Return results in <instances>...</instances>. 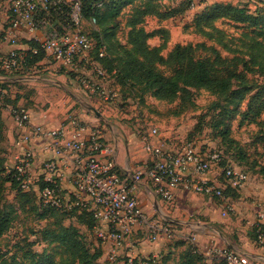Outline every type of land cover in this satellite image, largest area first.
Returning <instances> with one entry per match:
<instances>
[{
    "label": "rangeland",
    "instance_id": "374dc122",
    "mask_svg": "<svg viewBox=\"0 0 264 264\" xmlns=\"http://www.w3.org/2000/svg\"><path fill=\"white\" fill-rule=\"evenodd\" d=\"M143 1L145 0H137L135 5ZM147 1L154 14L146 15L143 23L136 27L153 31L146 42L149 46H157L163 57V60L152 63L154 68L171 77L189 71L196 61L201 60L214 78H228L227 89L214 91L199 84L179 83L176 95L167 100L156 97L146 82H126L124 88L119 89L112 81L117 98L113 103H104L90 97V94L78 87L85 75L82 71L66 70L56 64L51 72L43 69L42 65H35L36 68L22 76L54 79L62 86L36 78L0 82V158L2 157L6 172L14 166L8 151L14 137L11 134L14 123L8 113V108L13 107L12 103L27 106L28 111L30 108L35 112L47 111L53 118H60L74 110L78 114H88L89 119L86 120L89 123L100 125L99 117L85 109L76 99L80 97L100 111L106 121L123 132L137 130L139 134L143 126L155 125L162 138L173 139L178 145L185 140H195L203 144V149L221 152V167H239L248 174V180L264 185V109L256 117L244 116L249 95L264 83L263 72L251 61V56L254 55L257 60L264 62V0H194V10L185 7V0ZM227 4L257 15L258 22L254 24L252 21L242 20L243 16H236ZM130 8L131 6H126L120 13L116 26L107 23L97 29L96 25L85 23L83 29L94 30L92 35L105 43L110 30L124 40ZM177 45L181 47L183 54L175 57L171 53ZM85 67L93 72L90 65ZM4 184L0 195L2 197L3 192L10 201L13 189L8 182ZM261 203L264 204V200ZM153 216L161 218L158 213ZM56 219L54 216L48 223L52 225ZM196 219L195 214L184 219L190 227L186 235L189 236L198 226ZM45 222L29 206L18 207L11 227L0 236V253L13 250L20 255L25 249H29L28 243L35 239L31 231L40 229ZM45 245V255L54 264L62 262L65 253L61 247L48 241ZM42 246L41 243L30 244L36 250H40Z\"/></svg>",
    "mask_w": 264,
    "mask_h": 264
},
{
    "label": "built area",
    "instance_id": "2783aa9c",
    "mask_svg": "<svg viewBox=\"0 0 264 264\" xmlns=\"http://www.w3.org/2000/svg\"><path fill=\"white\" fill-rule=\"evenodd\" d=\"M7 1L9 24L7 28L0 24V40L15 44L16 31L21 30L29 39L37 41L38 47L11 48L4 53L0 51L1 73H26L33 70L40 61L27 63V51L35 53L40 48L44 52L43 58L49 56L58 67L82 71L85 75L81 85L88 94L104 103L116 100L117 92L112 87L111 75L90 55L92 39L80 31V0H64L69 3L68 15L75 27H67L63 31L50 26L47 9L55 0ZM195 7L196 3L191 0L188 9L194 10ZM43 11L45 13L41 16ZM89 23L94 24L95 17H90ZM39 28L45 30L41 38L33 35V31ZM97 54L104 55V48L100 47ZM87 64L93 72L87 70ZM10 111L21 128L16 140L21 151L16 156L13 168L22 187L33 188L43 203L68 209L84 207L92 212L97 223H105L106 229L95 228L97 237L112 242L103 264H112L116 260L123 239L135 224L143 222L151 240L162 232H170L172 228V224L163 217H148L141 209L136 189L143 180L164 201H170L178 188L217 198L222 214L234 211L229 197L231 194L227 191L241 189L248 180V174L239 167H221L222 155L219 150L203 149V144L195 140L174 145L161 137L155 125L143 126L139 131L143 149L151 156V160L134 171L123 172L116 163L102 127L89 123L74 110L68 111L55 126L32 123L29 111L23 107H11ZM34 139L40 140L46 156L41 162L40 173L32 178L28 169L34 158L31 147ZM66 157L71 161L70 181L73 190L69 192L62 188L60 182L61 163ZM215 165L220 167V183H215L206 175ZM39 180L45 182L42 188H38ZM263 217L264 204L260 206L253 223L254 242L264 248ZM212 250L226 264H246L242 256L227 245L213 247ZM132 258L127 257L128 263L132 262Z\"/></svg>",
    "mask_w": 264,
    "mask_h": 264
},
{
    "label": "trees",
    "instance_id": "16d2710c",
    "mask_svg": "<svg viewBox=\"0 0 264 264\" xmlns=\"http://www.w3.org/2000/svg\"><path fill=\"white\" fill-rule=\"evenodd\" d=\"M80 31L87 34L92 39V47L90 55L97 59L98 62L111 75L113 82L119 89H123L125 84L146 82L149 88L153 89V93L158 98L170 100L179 90V83L183 84H199L214 91H224L227 89L228 78H214L207 65L201 60L196 61L189 71L178 73L174 76L167 77L162 72L154 68L152 63L157 60H163L158 52L157 46H149L146 39L153 31H146L142 27H136L142 24L146 15L151 13V5L145 0L136 4L137 0H80ZM191 0H185V7L188 9ZM126 6H131V11L127 17V32L124 34V40L114 34L112 30L108 32L106 39L95 38L93 31L83 29V24L87 23L91 26H99L111 23L116 26L119 21V15ZM230 10L234 11L236 16H243L242 20L252 21L254 24L258 22L257 15L245 12L244 9L227 4ZM69 3L64 0H55L48 6V18L50 26L63 31L65 28H74L75 25L68 15ZM201 12V11H200ZM41 16L45 11L41 12ZM197 15V14H196ZM95 17V23L90 24V17ZM101 29V28H100ZM103 30V29H102ZM97 31V30H96ZM29 46H37V41L27 39ZM100 47L104 48V55L98 56ZM175 57L182 56L181 47L177 45L171 53ZM44 56L43 50L38 48L37 52L27 51V63L34 64L39 62ZM252 63L256 64L258 69L264 74V62L259 61L254 55L251 56ZM4 76H22L24 72L14 71L10 74L1 73ZM22 79L8 80L0 79V82H18ZM127 82V83H126ZM2 90V85H0ZM234 91V90H233ZM232 91V93H234ZM13 107H23L20 103H12ZM264 109V83L249 95L244 116L248 118L256 117ZM1 120V119H0ZM223 140V138L221 137ZM225 141V140H224ZM16 171L13 167L5 171L2 157L0 158V190L5 186V182L13 189V197L9 201L2 192L0 195V236L11 227L14 214L20 206H29L35 212L39 219L46 220L44 226L40 229H33L31 234L35 238L31 243H41L43 246L40 250L30 247L25 249L20 255L13 250L1 251L0 264H54V261L45 255L46 241L54 242L56 246L61 247L65 257L62 262L57 264H103L99 262L101 256V248L99 245H92L85 230H93L97 221L91 211L84 207L74 206L70 209L58 207L49 203H43L38 197L37 192L33 188H24L20 180L16 177ZM45 182L38 181V188H42ZM235 196V190L227 191ZM57 217L50 225L49 219ZM82 226L84 228H82ZM184 239V238H182ZM251 239H255L254 227L251 229ZM185 240V239H184ZM177 243L185 244V247L174 254L173 250L162 252L159 255H147L132 258V262L126 264H226L222 258L213 257L210 261L191 243L177 239ZM230 247V246H229ZM231 248V247H230Z\"/></svg>",
    "mask_w": 264,
    "mask_h": 264
},
{
    "label": "crops",
    "instance_id": "0c3cea01",
    "mask_svg": "<svg viewBox=\"0 0 264 264\" xmlns=\"http://www.w3.org/2000/svg\"><path fill=\"white\" fill-rule=\"evenodd\" d=\"M8 6L7 0H0V24L4 28H7L9 24ZM44 33L45 30L41 28L33 31V35L37 38H41ZM16 39L17 42L15 44L8 43L4 39L0 40V51L4 53L11 48L28 49L30 47L27 42L29 37L24 31H16ZM39 64L43 66V69H48V71L51 72L54 71L55 64L51 61L49 56L42 58ZM2 77L5 76L2 75ZM66 78H68V76H66ZM115 86L112 85L113 88H115ZM78 87L88 94V92L82 88L81 84L78 83ZM89 96L95 97L93 95ZM95 99L99 100L97 97H95ZM8 113L14 123V128L11 132L14 137L8 147V151L9 157L13 159L12 162H15L17 154L21 151L20 146L16 143L21 128L14 120L9 108ZM29 113L32 123H43L47 126L57 125L65 115L64 114L60 118H53L49 116L47 111L35 112L33 108H30ZM80 115L85 119H89L86 113H81ZM99 123L103 128L104 137L112 148L116 163L123 172L129 173L130 170L134 171L138 169V167H143L151 160V156L143 149V140L137 130H126L123 132L106 121V117H104V119L99 118ZM136 132L138 136L135 135ZM168 141L174 145L177 144L173 139H168ZM31 147L34 158L28 170L31 177L34 178L40 173L41 162L46 156V153L42 150L39 139H34L31 143ZM61 168V186L68 192L72 191L73 185L70 181L71 161L69 158L66 157L62 159ZM206 175L211 180H214L215 183L221 182L220 167L218 165L213 166ZM263 186V184H256L247 180L244 186L236 191L237 194L235 196H229L234 205V211L222 214V207L217 198L210 197L203 193L187 191L183 188L176 189L173 198L164 203L154 194L151 186L143 180L138 183L136 193L139 205L144 213L148 217L154 214L157 215V213L163 217L159 210L163 212L165 210L167 215L180 221L167 220V222H170L175 228H171L168 233H160L154 240L148 238L147 226L143 222L135 224L131 232L123 239L118 250L119 256L116 257V260L112 264H125V259L127 257H140L149 254L155 256L162 252H167L168 250H173L174 254H178L179 251L185 247L183 243L174 244L178 238H184L186 242L190 241L193 243L209 261L211 258L216 257L212 250L213 247L227 245L237 251L246 264H254V262L257 264H264V248L251 239V229L257 218V212L262 205L261 201L264 200ZM194 214L197 217L196 223L198 226H196L194 232L190 233L188 236L186 232L190 227L188 221L184 219ZM210 222L215 223V225ZM96 227L104 230L107 228V225L105 223H96L93 230H85V232L92 245H99L101 248L99 262L104 263L112 247V242L108 239L97 237L95 232ZM82 228L84 227L82 226Z\"/></svg>",
    "mask_w": 264,
    "mask_h": 264
},
{
    "label": "water",
    "instance_id": "95a60500",
    "mask_svg": "<svg viewBox=\"0 0 264 264\" xmlns=\"http://www.w3.org/2000/svg\"><path fill=\"white\" fill-rule=\"evenodd\" d=\"M0 78H3V79H8V80H15V79H26V78H36L37 80H41V79H46V78H40V77H30V76H17V77H14V76H5V77H0ZM48 81H51V82H54L56 84H59L62 86V84L58 81V80H54V79H46ZM80 104L87 110L91 111L93 114H95L97 117H99L100 119H104V116L100 113V111H98L93 105H91L88 101L80 98V97H77L76 98ZM160 211V214L163 216L164 219L166 220H169V221H180L178 219H174L172 218L171 216L167 215L165 212Z\"/></svg>",
    "mask_w": 264,
    "mask_h": 264
}]
</instances>
